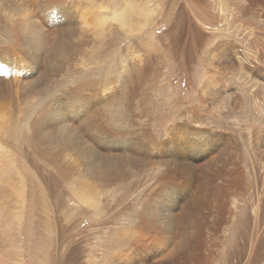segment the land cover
Masks as SVG:
<instances>
[{
  "label": "rangeland",
  "instance_id": "1",
  "mask_svg": "<svg viewBox=\"0 0 264 264\" xmlns=\"http://www.w3.org/2000/svg\"><path fill=\"white\" fill-rule=\"evenodd\" d=\"M136 1L0 0V48L9 47L11 51L8 57L0 53V86H12L21 99L25 97L23 102L14 93L2 98L1 115L32 109L26 99L47 111L63 104L58 110L69 113L73 108L70 88L75 86L79 93L81 75L90 81L97 80L94 92L98 102L107 101L115 107L118 88L133 86L139 96L133 97L128 116H137L128 119L133 123L125 128L135 132L141 129L137 145L152 139L151 159H160L152 161L154 164L146 170L132 171L134 176L126 182L110 185L103 193L81 202L72 194L73 184L37 157L30 143L36 146L38 139L25 138L32 135L28 134L30 131L25 129L18 134L17 141L0 139L8 152L5 158L10 157L3 163L11 171L12 186L8 191L14 192L11 204L0 195V205H7L9 212L7 217H0L5 219L0 222V236L8 239L4 247L11 251L4 264H174L177 260L189 263L188 254L198 255V250L208 247L213 250L203 251L210 257L207 264H264V148L260 152L253 143L260 135L256 124L264 115V72L255 71L259 67L264 71V7L246 14L241 6L247 0ZM137 3L143 8L138 13L134 11ZM67 19L74 22L71 33L63 29ZM26 39L28 47L24 45ZM219 44L234 50L233 70L227 71V62L217 60L222 54L215 50ZM242 51L258 65L256 69H241L236 56H242ZM36 58L40 60L36 62ZM141 59L150 63L151 75L142 70ZM25 63L53 73L60 70L61 73L53 74V78L61 77L55 81L58 86L44 90L42 80L37 88L39 97L31 98L27 81L33 80L36 72L24 76ZM62 72L68 82L61 83ZM6 78L10 81L4 82ZM145 82L150 84L149 96L155 109L149 116H139L141 84ZM101 93L104 95L100 98ZM84 94L89 93L85 90ZM125 95H129L127 89ZM193 107L205 110L204 117L197 119L201 122L192 120ZM109 112L113 113L112 107ZM216 115L221 121L211 122ZM26 116L28 112L22 121ZM184 121L186 127L196 130L187 142L196 151H201L197 149L200 145L202 151L213 147L208 138L217 132H228L241 139L242 165L251 182V189L229 205L230 220L220 231L225 234L222 239L218 241L205 232L206 246L200 247L197 240L203 242L202 235L194 233V225L182 231L176 224L181 212L179 201L195 203L197 197H211L203 185L199 190L195 172L190 178H180L177 187L166 186L158 193V185L152 187L159 170L170 165L164 164L168 159L170 162V154L153 144L154 137L166 127H176ZM177 155L181 163L193 158L185 148ZM151 187L155 193L147 196ZM142 208L147 210L154 229H135L140 220L137 213ZM210 211L208 208L205 214ZM9 215L14 221L19 220L5 232L1 228ZM192 221L197 223L198 217ZM118 232H123L125 239L132 237V241L122 243Z\"/></svg>",
  "mask_w": 264,
  "mask_h": 264
},
{
  "label": "bare ground",
  "instance_id": "2",
  "mask_svg": "<svg viewBox=\"0 0 264 264\" xmlns=\"http://www.w3.org/2000/svg\"><path fill=\"white\" fill-rule=\"evenodd\" d=\"M247 1V4H243L241 6L243 13L248 14L255 8L257 11H260L261 7H264V0ZM136 2H139V0ZM19 3L20 2H18V4ZM137 5L138 3L135 5L134 11H137L138 13L140 8H143ZM125 15L127 16L126 12ZM70 21L71 19H67V21L63 23L64 31L66 30V32L68 31L69 33H71L74 26V22L71 23ZM28 40L29 39L24 40V45H27V47ZM221 45L219 44L215 48L217 52L222 53L219 54L220 56L217 57V60L220 63L223 61L227 62V71L233 70L235 68V65L233 64L235 52L231 47L227 46V44ZM54 47H56L55 44ZM2 52H4L6 57L7 55H10L11 51H9V47H5L0 48V53ZM247 54V52L242 51V56H236V58L238 57L239 62L242 64L241 69H244L245 71H251L252 68L256 69L258 65L256 66V64H254L251 59H249ZM61 55L64 56V54ZM38 60H40V58H36V62H38ZM236 63L239 64L238 62ZM25 65L26 67L24 66L22 72L24 76L29 77L32 76L34 72H36V75L34 76L35 78L33 80L27 81V86L32 93L31 98L39 97L37 88L41 85L42 80L44 83V90L58 86V81H55L59 80L61 77L56 78L55 75V78H53V74H57L59 72L61 73L60 70L57 69L58 71H54L55 73H53V71L48 69L39 70L37 69V66L34 67L35 64L33 63H25ZM141 67L146 74L151 75V73H149L150 63L148 61L143 60ZM79 71H77V73H79ZM255 71L261 73L264 72L261 67ZM1 76L3 79V75ZM72 77H74L73 74L71 78ZM80 78L81 81H79V83L81 86L78 89L79 93L77 94V88L75 86H73L74 88H70V93L72 96L71 106H73V108L69 111V113L65 114L58 110L61 109V105L63 104H59L58 109H55L54 111H47L45 110L47 109L46 107H39L36 103H32L26 99L25 102L29 103L32 109L26 108L27 110L25 112H28V116L25 117V122L22 121L25 114L24 111H21L22 109H20L19 113H10L6 114V116L0 114V128L2 125H4V123H7L5 127L0 130V139L5 141H17L16 136L18 134L23 132L25 129L26 131H30L31 133L28 134L32 135L27 137L25 136V138L29 139L28 141H30V139L33 141L38 139L37 141L39 143H35L38 148L33 146L31 144L32 142L30 143L32 149L36 152L37 157L54 167L57 174L65 179L67 183H69L71 186L73 184L72 194H75L78 200L82 202V200L88 201L92 196L103 193V191H105V189L110 185L120 184L122 182L124 183L125 180L127 181L129 178L134 176L132 171L137 172L146 170L149 166L154 164L152 161H159L160 159H151L152 157L150 155L152 143L150 141L152 139L148 140L143 145H137V141L140 140L138 133L141 129H139V131L137 130L138 132H135L132 129L125 128V126L132 125L133 121L130 120H133L134 116L137 114L132 113L130 116H128L129 106L131 108L132 104L134 103L133 97L139 96V94L135 95L133 86L132 88H126L123 86L118 88L119 90L117 89L118 95L115 96L118 98V100L116 102L117 107H115L114 105H110L109 102L106 103L107 101L105 103L98 102V94L94 92V88L97 84L95 82L97 80L90 81L83 75H81ZM3 81L5 82L10 80L9 78H6ZM46 81L48 83H45ZM63 82H68V78L65 73L63 74L61 80V83ZM5 85H7V83ZM141 87L143 88V91L140 93V97L142 99V110L139 116H149L155 109V105L150 100L149 96L150 84L145 82L141 84ZM126 89L128 90L129 95H125ZM85 90L86 92L88 91L89 94H84ZM217 90L219 91L220 88H217ZM98 92L100 93V91ZM13 93L14 95H17L16 88L13 89L12 86H4V84L3 86H0V100L5 97L8 98ZM103 95L104 93H101L100 98ZM229 97L232 99L234 98L233 94L231 93H229ZM15 98H17L20 102H23L25 97L21 99L20 95L18 94ZM235 105L236 104L234 103L233 107ZM111 107L113 109V113L109 112ZM5 108L6 107H4V109ZM192 109L194 110V112L191 113L193 117L192 120L201 122L197 119L202 118V116L205 114V110H203L201 107H193ZM3 111L4 110H2L0 107V113ZM37 113H39V115L35 116ZM43 113L46 114L44 115ZM218 117V115L212 117L215 118V120L213 119L211 122L219 123L221 120L219 121ZM184 123H187V121H184L183 124H179L176 127H166L163 129L162 134L160 133L155 135L153 144L159 150H164L165 153L170 154V162L168 159L164 163L166 167L170 164V167L168 166L165 170H159V173L154 178L152 187L153 185H158L155 191L157 193L162 189H165L166 186L171 188L177 187L176 183L179 182L180 178H190L195 172V176L198 180L199 190L203 185L205 191L209 193L211 197H197L195 203L179 201L182 203L181 212L177 215L178 219L176 224L182 231H185L186 228H190L192 225H194V233L196 232L197 235H202L200 240L203 242L197 240V244L200 247L206 246L203 240L205 239V236L203 235L205 232L209 234L211 233L213 235L212 237H215L218 241L222 239L223 235L225 234H223V232L220 233V231L223 230L225 223L230 220L229 205L234 202V198H239L242 195V192L246 194L245 192L251 189V182L246 177L242 165L244 163L242 161L244 156V147L241 139L237 138L236 136H232L231 133L228 132L227 134L217 132L208 138L209 141L214 143L213 147L206 151H202L200 145L197 149L201 151H196L192 146L187 144L188 141L193 139L196 130L193 127H186V124ZM256 125V129L260 128V135H257L253 143L255 142V145L261 152V148H264V115L260 117V120ZM26 131L25 134H27ZM3 144H0V195L2 199H8L10 203V199L14 197V192L8 191L10 188L9 185H11V171L3 165L5 159L7 160L9 157L8 156L5 158L7 151H4L5 149ZM184 148L187 150L189 157L193 156V158L191 161L181 163L179 161L180 156L177 155V153L183 151ZM210 153H213V155L211 156ZM7 165L9 166V164ZM181 165L184 168H181ZM19 174L20 173H18V175ZM152 187L146 192L147 196L154 195L155 192ZM243 188L244 191H242ZM143 199L144 196L142 197V200ZM92 203L95 204L94 201ZM6 206L7 205L5 204L3 205V202L2 206L0 205L1 218H3L2 216L7 217L9 214ZM208 208H210L211 211L209 214H205ZM193 209H195L196 212H193ZM137 216L140 219L135 225V229H137V231H140L141 229L146 231H149V229H154V224L150 223V220H148L149 217L145 208L138 210ZM255 216H257L256 209ZM197 217L199 221L193 224L192 218L195 222ZM12 218L13 216L11 217V215H9V219L5 223L3 222L4 225L1 228L2 231L7 232L10 228H12V226L15 225H13V222L19 220L17 219L14 221ZM2 220L3 219H1L0 222ZM222 223L224 225H221ZM204 226L207 227L204 229ZM227 226H229V224ZM43 230L45 232V228H43ZM118 234L122 243H128L129 241H132V237L130 238V236H128L129 238L125 239L123 237V232H118ZM0 240V264H4L5 258L11 251L10 248L4 247V244L8 242V239L1 235ZM205 250L210 251L213 249L208 247L206 249L198 250L196 253L199 256L194 255L192 252L191 255H187V262L189 261V263H185V261L179 262L177 260L174 262V264H207L205 261H208L210 257L205 255L206 253L203 252Z\"/></svg>",
  "mask_w": 264,
  "mask_h": 264
}]
</instances>
